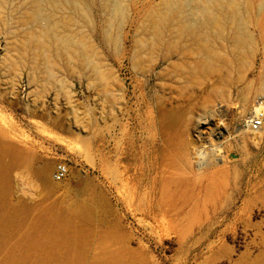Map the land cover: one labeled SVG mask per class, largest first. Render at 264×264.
Segmentation results:
<instances>
[{
    "label": "rangeland",
    "instance_id": "rangeland-1",
    "mask_svg": "<svg viewBox=\"0 0 264 264\" xmlns=\"http://www.w3.org/2000/svg\"><path fill=\"white\" fill-rule=\"evenodd\" d=\"M80 1L87 12L70 0H3L0 7V127L9 145L31 158V168L9 172L0 196V204L30 207L18 226L0 220V264H264V129L258 144L242 138L250 109L241 116L238 98L247 86L252 97L264 90V0L224 3L217 12L226 30L244 40L233 51L246 55L245 71L237 81L232 70L229 99L212 96L208 105L198 87L160 75L165 63L146 79L133 66L135 54L146 62L164 51L145 42L167 4L182 2L183 13L160 28L158 39L165 41L182 18L194 19L190 0ZM46 18L64 23L65 35L84 46L71 55L46 39V55L22 53L19 39L40 46L29 35ZM225 38L213 45L230 58L232 42ZM165 110L177 114L172 122L163 121ZM205 118L223 122L228 159L199 174L183 150ZM61 161L69 174L55 181ZM44 162L56 183L50 194L33 175ZM78 195L91 202L86 217L42 210L66 209ZM38 212L39 226L65 224L77 232V246L69 251L38 238L26 249L16 246Z\"/></svg>",
    "mask_w": 264,
    "mask_h": 264
},
{
    "label": "bare ground",
    "instance_id": "bare-ground-1",
    "mask_svg": "<svg viewBox=\"0 0 264 264\" xmlns=\"http://www.w3.org/2000/svg\"><path fill=\"white\" fill-rule=\"evenodd\" d=\"M45 1L49 4H53L54 2V0ZM70 1H74L75 5L78 8H81L82 12H87L88 5L85 2L80 0ZM236 1L237 0H190L189 3L190 6H192L194 19L192 18V21H189L182 18V20L177 22V26H173V32L170 31L167 34V39L163 41L157 38V36L160 35V28L163 29L164 24L175 23L177 19H180L183 13L182 2L173 1L172 3L167 4L163 11L160 12L161 16L159 19H155L156 27L153 29V33H151V43L147 41L145 42V44L151 45L150 47L152 49L159 45H164V51H162L158 57H149L146 62L141 60V58L135 54L133 66L139 67L141 69L140 74L146 79L153 72L155 66L158 63L163 62L165 63V66L159 74L165 75V77H168L166 76L167 74H170L173 77L178 75V78L190 87H198V90L204 91V96L207 97L205 104L208 105L210 103L209 98L212 96L219 97L222 100H225L226 98L229 99L231 97L230 85L234 81V78L231 76L232 70H236L237 81H240L244 75L246 55L243 54L240 57L233 51L236 48L238 49L241 47L244 40L238 31L232 35L231 29L226 30L225 25L221 21V15L217 12L223 10L222 7L224 3L232 6ZM2 5L3 0H0V7ZM245 5L246 7L249 6L250 2L247 0ZM116 9L120 10V7L118 6ZM26 13L28 14V11ZM174 14H179V18L176 19ZM29 15L31 14L29 13ZM46 19L48 20V22H46L47 24L45 23L42 25V28H40L39 31H36L37 33H31L29 35V38L36 39V42L40 43V46L36 43H34L33 46H28L29 41L24 38L19 39L22 43V53L30 49L34 54L43 53L46 55V48L48 47V43H45L44 41L46 39H52L54 42L59 43L62 50L68 51L71 55L74 54L76 45H83L81 40H75L70 36L65 35L64 23H58L56 21L49 23V19ZM57 29L60 30L57 31ZM225 35H228L230 42H232V47L229 52L230 58L225 54L219 53V48L213 45V43L220 46L223 45L222 42L226 40ZM10 37L13 39L16 38L14 33H11ZM10 43L12 44L13 41H10ZM174 57H176V60H173ZM236 62H238V64ZM258 97L264 98V90H262L259 95L252 97L251 90L248 86L241 89L238 92V98L241 105L239 114L245 116L248 114L249 109L251 112L254 103L251 108L250 105ZM160 115L163 121L168 122H172L177 116L176 113L168 110L161 111ZM224 127L223 122L220 120L215 121L213 118H205V120L199 123L196 127V131L189 142V150L187 152L186 149L183 150V156H185L186 159L190 158L191 163L194 162L195 169L199 174H206L208 171L213 170L212 167L227 162L228 155L227 153L225 154V143H227L230 135H224ZM262 129H264V126ZM262 129L256 132L242 129L239 132L243 134L242 138L246 142L258 144L262 139ZM2 131L3 128L0 127L1 197L6 191L9 172L12 169L21 166L27 169L31 168L30 156L19 151L12 145H9V143L3 138ZM33 175L41 182L40 187L45 194H50L55 190L56 183L49 179V162H44L35 170ZM28 183L31 184L29 181ZM27 189L30 188L27 187ZM130 194L131 186H129L128 169L125 167V198L129 199L131 196ZM90 207L91 202L86 200L83 196L78 195V198L66 209H59L57 205H53L47 208L44 207L42 210L51 212L61 211L64 215L69 211L76 217H86L89 214ZM29 210L30 207L22 201H17L14 205L9 206H7L5 202L0 204V220L2 221V225L9 226L16 222V226H18L21 219L29 213ZM40 217L41 212L36 213L35 218L33 217L30 223L25 225L22 232L23 234L21 233L22 235L14 241V244H17L16 246L26 249L30 242L36 238L42 240L46 244H57L58 247L69 251L77 246L76 242L79 238L77 232L70 233L65 224H58L55 227L47 226V224L39 226L36 222Z\"/></svg>",
    "mask_w": 264,
    "mask_h": 264
},
{
    "label": "built area",
    "instance_id": "built-area-1",
    "mask_svg": "<svg viewBox=\"0 0 264 264\" xmlns=\"http://www.w3.org/2000/svg\"><path fill=\"white\" fill-rule=\"evenodd\" d=\"M241 126L249 131H259L264 126V98L258 97L254 101L251 112L242 121ZM69 174L68 166L65 162H57L54 166L52 177L55 181H62Z\"/></svg>",
    "mask_w": 264,
    "mask_h": 264
}]
</instances>
